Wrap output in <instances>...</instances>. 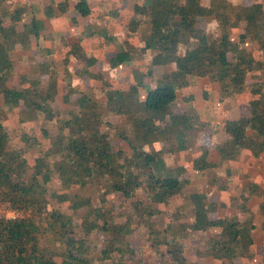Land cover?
Returning <instances> with one entry per match:
<instances>
[{
    "label": "trees",
    "instance_id": "1",
    "mask_svg": "<svg viewBox=\"0 0 264 264\" xmlns=\"http://www.w3.org/2000/svg\"><path fill=\"white\" fill-rule=\"evenodd\" d=\"M70 1L81 16L91 14L86 0L59 3L61 14L69 11ZM148 1L147 5L135 6L134 19L128 25L131 33L148 26L145 46L126 44L109 60L115 69L143 59L152 50L154 55L147 74L135 71V83L126 90L115 89L103 75H91L102 80L106 103L83 94L75 102L76 109L63 117L52 106L58 94V72L52 62L39 65L34 77H21L19 86H9L14 76L13 52L27 50L31 36L38 37L44 25L35 16L25 23L27 4L0 0V202L9 203L13 211L24 214L16 219L0 220V264H96L95 232L106 237L99 251L100 264L115 262V254L122 258L129 253L125 238L142 221L147 224L145 234L160 264H198L186 256V243L197 233L209 235L205 248L195 250L197 258H212L221 264H234L236 260L256 264L257 259L264 258L254 251L253 234L258 227L256 216L248 207L251 198L264 197V188L255 182L248 183L238 197L239 215L213 219L210 215L218 211V205L209 202L206 193H193L187 204L171 213L166 225L160 226L155 221L164 213L157 205H168L182 195L186 184L181 180L185 168L166 167L163 154L191 150L200 134L211 125L191 112L172 110L177 92L188 87L191 78L207 77L218 83L222 99L246 92L251 96L248 113L214 127L215 133L228 136L214 147L220 162H209L210 151L203 148L193 160L194 170L218 168L227 161L237 160L243 150L254 158L264 154V61L255 55L256 50H264V4L255 2L237 7L228 0H210L207 7L204 0ZM47 14L53 15L52 7ZM211 18L221 30L218 37L199 27L200 20ZM242 23H246L245 33L235 35L233 30ZM90 30L87 28L64 40L69 48L66 64L70 56L86 59L82 42L95 35ZM96 33L103 35L102 30L96 29ZM41 51L51 54L46 49ZM96 61L87 58L89 66ZM160 65L174 69L157 80V87L149 90L141 101L139 91L144 87L145 76L153 80V67ZM43 75H48L47 84L42 80ZM73 93L77 91L71 88L65 103ZM14 112L18 113L21 128L12 144L6 122ZM108 114L126 117L127 127L116 135L128 143L131 154L116 146L111 134L104 131ZM34 122L41 123L40 136L38 131L25 132L27 124ZM49 124L55 127L50 129ZM41 138L47 141L45 146ZM171 139L176 145L169 149L159 152L144 149L157 142L169 144ZM28 149L39 153L34 165L25 157ZM217 182L222 181L217 179ZM50 184L59 185L62 192H51ZM90 187L101 198V207L95 208L91 197L71 192L74 188ZM218 189L225 190V186L218 185ZM141 191L146 192V200L136 199ZM112 194L135 199L125 225L115 221L114 207L107 199ZM54 200L68 206L71 215L50 209ZM85 208L90 210V215L78 223L73 215ZM260 214L264 217V203ZM261 226L264 229V222ZM213 229L220 232H212ZM131 252L136 254L134 250ZM131 260V264H144ZM117 264L123 261L119 259Z\"/></svg>",
    "mask_w": 264,
    "mask_h": 264
},
{
    "label": "crops",
    "instance_id": "2",
    "mask_svg": "<svg viewBox=\"0 0 264 264\" xmlns=\"http://www.w3.org/2000/svg\"><path fill=\"white\" fill-rule=\"evenodd\" d=\"M14 1L29 6L25 23H30L35 16L43 23L44 29L40 31L38 37L31 36V45L27 50L13 52L14 76L9 86H19L21 77H34L33 72L35 69L39 70V65L52 62L58 72V94L52 106L55 111L61 112L63 117H68L69 113L76 109L75 102L83 94H90L95 96L100 103H106L107 99L102 94V80L96 77L93 78L91 75H103L102 78L111 82L115 89L126 90L135 83V71H139L143 75L147 74L154 55L152 50H148L143 59L132 61L115 69L111 68L109 60L126 44L130 43L138 48L145 46L144 38L149 31L148 26L143 25L139 31L131 33L128 30V25L134 19L135 6L139 3L147 5L148 0H86L92 10L87 17L79 14L72 1H70L69 11L65 14H61L57 7L59 3L65 0ZM228 2L237 7L251 6L255 2L264 4V0H228ZM203 5L208 7L211 5V1L204 0ZM50 7L53 8V15L49 16L47 10ZM201 21L203 26L199 25V27L206 33H211L215 37L221 35L218 22L214 18L200 20V23ZM19 28L23 31V24H20ZM87 28L91 29L90 33L95 32V35L82 42L87 54L86 59L78 60L70 56L68 64H66L65 60L67 59L69 48L65 46L64 40L79 35L80 32L85 31ZM96 29L102 30L103 35L98 36ZM245 29L246 23H242L239 28L233 30V33L235 35L244 34ZM42 49L50 51L51 54L43 53ZM255 55L264 61V50H256ZM89 57L96 59V64L89 66L87 64V58ZM173 69L174 66L169 65L153 67V80L145 76L144 87L139 91L141 101L146 99L149 90L157 87V80L169 74ZM42 80L47 84L48 75H43ZM71 88L77 91V94H71L69 102L65 103L64 98L69 95ZM219 90V84L209 78L193 77L188 87L177 92V99L172 105L174 113L191 112L198 115L201 120L211 123V125L200 134L196 146L191 150L185 152L169 151L163 154L166 167L183 166L186 170L181 177V180L186 183L183 194L172 199L168 205H157L158 209L163 212L173 213L178 208H182L188 203V198L193 193H206L209 202H214L218 205V211L215 214H211V218L239 215L237 207L240 201L238 197L248 183L255 182L264 188V154L260 158H254L249 151L243 150L237 160L227 161L218 168L205 171L194 170L193 160L204 150L203 148L210 151L209 162H220V156L214 147L216 144L224 142L228 136L223 132L215 133L214 127L222 125L225 121L238 120L242 115L249 112L251 99L249 92L222 99ZM17 114V112L11 113L9 117L15 116V124L20 129L21 124L17 121ZM106 123H109V127ZM40 125L41 123L37 122L27 124L28 129H25V132L29 134L35 133L37 132L36 128H40ZM126 127L127 119L124 116L108 114L105 117L104 131L111 134L116 146L131 154L132 150L128 143L116 135L117 131ZM7 131L10 135V131L8 129ZM175 145L176 141L171 139L169 144L157 142L153 145L145 146L144 149L147 152H159ZM217 179L222 182L218 183ZM218 185L225 186V190H219ZM263 203L264 197L251 198L248 202L249 209L256 216L255 224L258 227L253 234L255 239L254 251L261 256H264L262 247L264 229L261 226V222H264V217L260 214V206ZM221 206L223 208H220ZM212 232L218 233L220 230L213 229ZM193 236H205L207 238L209 235L208 233H197ZM198 248L202 249L197 246L196 249ZM259 250L261 251L259 252ZM200 261L201 259L196 260V263L201 264ZM240 261L244 263V261ZM213 262L217 263L214 260Z\"/></svg>",
    "mask_w": 264,
    "mask_h": 264
},
{
    "label": "rangeland",
    "instance_id": "3",
    "mask_svg": "<svg viewBox=\"0 0 264 264\" xmlns=\"http://www.w3.org/2000/svg\"><path fill=\"white\" fill-rule=\"evenodd\" d=\"M202 21L200 23V26L202 27ZM14 83V81H13ZM15 84V83H14ZM15 116H11L8 118L6 125L7 129L10 131V137L12 140V144L14 142V139L18 138L19 134V127L18 125L15 124ZM48 127L52 129L55 127L53 124H49ZM37 131L39 130V127L36 128ZM33 130V129H32ZM38 136H40V131H38ZM42 141L43 146L47 144V141L43 138L40 139ZM39 156V153L35 149H28L27 152L25 153V157L29 160L31 165H34L35 159ZM30 175H32L33 170L32 167L29 170ZM50 190L51 192H60L61 188L59 185L56 184H50ZM62 192V191H61ZM69 192V191H68ZM72 193H79L83 196H88L92 198L93 205L95 208L101 207L102 202L101 198L99 197L98 193L93 190L92 187L80 190L78 188H74ZM108 202L111 203L114 207V215H115V221L119 225H125L127 221V214L132 212V203L135 199L133 198H123L120 196V194H112L107 196ZM136 199H142L146 200V192L141 191L137 194ZM50 209H55L57 211H60L62 213L71 215V211L69 210L68 206L62 203H58L57 201H51V205H49ZM189 215L191 213L187 210H185ZM6 207H0V215L3 216H12L11 213ZM90 210L85 208L80 211H78L75 215H73L74 219L78 222L81 223L84 217H86L89 214ZM9 214V215H8ZM24 215L21 213V216ZM90 215V214H89ZM170 215L171 213L168 211H164L163 214L155 218V221L158 225L164 226L170 221ZM143 223L139 224V227H135V231L133 234L129 235L128 237L125 238V241L127 245L130 247L129 248V253L125 256L120 258L117 254H115L113 261L106 262L105 264H117L119 261H123V264H131L132 260L131 259H136L137 261H140L144 264H160V258L159 256L154 253L151 248H150V243L148 240V235L145 234L146 229H147V224L146 222L142 221ZM146 226H145V225ZM51 236H49L50 238ZM94 241H96V248H95V254H94V259L96 264H100L98 258L100 257L99 251L103 249V242L105 241L106 237L102 233L95 232L93 236ZM55 246V245H54ZM58 246V245H57ZM199 246L202 249L205 248L206 246V238L205 236H193L191 237L187 243H186V256L188 260L192 263H196V260L198 261L201 259V264H218L214 263L212 259L210 258H197L195 254L196 247ZM135 251V255H132L131 251ZM261 250H259L260 252ZM58 262H62L61 258L56 259ZM198 263V262H197ZM236 264H245L241 262L240 260H236ZM200 264V263H198ZM256 264H264V258L259 259V261L256 262Z\"/></svg>",
    "mask_w": 264,
    "mask_h": 264
},
{
    "label": "built area",
    "instance_id": "4",
    "mask_svg": "<svg viewBox=\"0 0 264 264\" xmlns=\"http://www.w3.org/2000/svg\"><path fill=\"white\" fill-rule=\"evenodd\" d=\"M0 207H6V208H8V210L10 211L8 213H11L12 214V216H3V215H0V220L3 219V218L16 219V218L22 217L21 216V212L13 211L11 209V206H10L9 203H2V202H0Z\"/></svg>",
    "mask_w": 264,
    "mask_h": 264
}]
</instances>
